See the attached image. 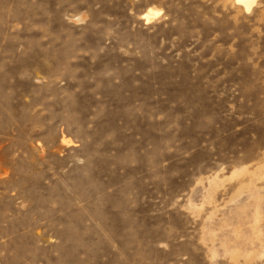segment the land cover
<instances>
[{"label": "rangeland", "instance_id": "374dc122", "mask_svg": "<svg viewBox=\"0 0 264 264\" xmlns=\"http://www.w3.org/2000/svg\"><path fill=\"white\" fill-rule=\"evenodd\" d=\"M0 264H264V0H0Z\"/></svg>", "mask_w": 264, "mask_h": 264}, {"label": "bare ground", "instance_id": "6f19581e", "mask_svg": "<svg viewBox=\"0 0 264 264\" xmlns=\"http://www.w3.org/2000/svg\"><path fill=\"white\" fill-rule=\"evenodd\" d=\"M237 2L242 3L247 10L251 8L254 4L255 0H237ZM158 12L149 11L146 13L143 18L145 19L146 23L150 22L155 16H157ZM230 253V252H229Z\"/></svg>", "mask_w": 264, "mask_h": 264}, {"label": "snow or ice", "instance_id": "6c2138e0", "mask_svg": "<svg viewBox=\"0 0 264 264\" xmlns=\"http://www.w3.org/2000/svg\"><path fill=\"white\" fill-rule=\"evenodd\" d=\"M157 15H158V13H157Z\"/></svg>", "mask_w": 264, "mask_h": 264}]
</instances>
